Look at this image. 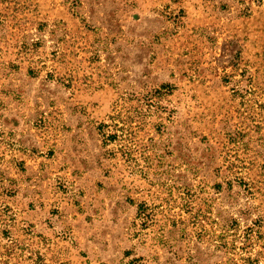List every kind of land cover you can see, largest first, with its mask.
<instances>
[{
	"label": "rangeland",
	"instance_id": "rangeland-1",
	"mask_svg": "<svg viewBox=\"0 0 264 264\" xmlns=\"http://www.w3.org/2000/svg\"><path fill=\"white\" fill-rule=\"evenodd\" d=\"M0 264H264V0H0Z\"/></svg>",
	"mask_w": 264,
	"mask_h": 264
}]
</instances>
